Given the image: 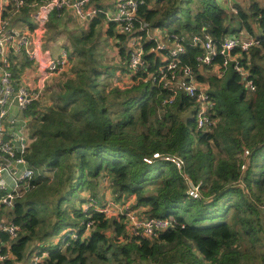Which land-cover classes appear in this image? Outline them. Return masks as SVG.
Instances as JSON below:
<instances>
[{"label":"trees","instance_id":"trees-1","mask_svg":"<svg viewBox=\"0 0 264 264\" xmlns=\"http://www.w3.org/2000/svg\"><path fill=\"white\" fill-rule=\"evenodd\" d=\"M231 1L232 8L219 0H139L135 29L147 23L152 38L134 33L145 51V66L136 71L127 63L129 35L107 22L105 0L86 3L98 10L86 26L67 7L51 11L44 48L60 39L74 63L48 78L43 99L27 110L35 119L25 156L35 177L12 205L1 206L0 220L19 231L0 232L7 255L0 264H29L35 251L47 252L41 264H264V45L240 57L256 85L250 91L233 68L218 75L221 56L200 63L205 51L193 44L195 35L218 45L243 32L264 37V0ZM37 5H25L12 25L34 28ZM110 38L117 45L111 58ZM175 38L185 47L179 67L209 84L216 121L209 131L197 128V102L160 82L171 53L157 51L158 40L169 45ZM11 60L15 77L31 65L28 57ZM121 72L131 77L124 85ZM166 157H179L183 168ZM187 177L199 186L198 197L188 194ZM107 190L140 219L176 222L156 236L134 235L126 214L98 210Z\"/></svg>","mask_w":264,"mask_h":264},{"label":"built area","instance_id":"built-area-1","mask_svg":"<svg viewBox=\"0 0 264 264\" xmlns=\"http://www.w3.org/2000/svg\"><path fill=\"white\" fill-rule=\"evenodd\" d=\"M13 8L16 12L20 11L25 5L36 6L37 3L34 0H11ZM89 0H49L45 3L37 5L35 9V17L42 27H46L51 11L55 8L67 7L74 11V14L81 20L94 17L98 10L93 7H86V3ZM139 6V0H119L115 6V11H106L107 22H114L122 34L129 35L128 47L131 49L130 58L128 60V66L136 71L140 67L145 66V51L142 41L143 36L140 34H134L138 31H146L147 37L152 38V33L147 23L141 22L138 29H135L136 14ZM6 7L1 4L0 6V191H5V195L0 199V208L3 204L12 205L16 197V188L23 185L28 188L30 180L35 175V170L30 167L27 159L26 152L31 141H29L26 133V125L23 123L20 129L14 133V139L6 140L4 135L6 133L4 127V117L7 113L6 106L9 99L13 97L18 107L26 111L35 101L43 99L45 94V85H39L37 87H29L28 85L19 84L14 76L12 70V60L9 53L13 51L15 53H25L29 60L38 64L39 70L42 71L47 77L59 74L66 70L70 65L69 55L66 49H62L60 53L54 56H48L45 52L41 51L39 43L33 36V33L26 31H18L10 29L6 20ZM134 34V35H133ZM157 35H160L157 33ZM158 37V36H157ZM193 44L200 46L204 49V54L199 56L197 60L202 64H213L216 57L221 56L222 62L217 64L218 75L223 77L233 68L246 78V83L250 91L256 90L255 82L248 68L241 62L240 57L243 52H248L252 47L263 46L264 37L258 35H251L247 32H243L241 35H230L225 38L222 45H218L214 42L208 34L204 36L195 35L193 37ZM167 49L171 53V58L165 56L168 64L166 66V72L163 69V75L160 77V82L163 86L169 88L176 93V90L183 89L191 98H193L197 104V110L195 114L197 128L204 131H209L215 125V119L212 117V107L214 106L212 98L207 93V88L204 84L196 79L191 67L183 65L179 67L181 63L180 55L185 51L184 45L178 42L175 38L169 45L164 43L160 39L158 40L156 50L161 52ZM175 94L172 96V99ZM171 99V101H172ZM32 120L34 116L30 115ZM17 119H12L10 125L13 127L17 123ZM248 154L249 151H246ZM154 157H160L159 153L154 154ZM174 162L179 169H182L184 163L179 157H166ZM148 162H152L150 159H146ZM13 163L23 165L24 169L19 170L17 167L12 169ZM245 166H243L244 168ZM20 171V172H19ZM6 174L10 175L13 191H9L10 187ZM189 190L188 194L193 197L200 195L199 186L195 185L188 177ZM94 205L93 202H89L85 210H88L90 206ZM122 207L120 213L127 215L130 232L134 235L143 234L146 236H156L158 230L171 227L176 222L173 218H146L140 219L135 215L133 211H129L128 207L125 209ZM109 204L103 208H98L99 211L109 213ZM126 210L127 212H124ZM92 221L88 222L87 227H90ZM19 231V226L13 223H6L0 220V232H7L11 237H16ZM47 252L40 254L36 252L33 254L30 264H41V261ZM7 255L1 252L0 248V261L4 260Z\"/></svg>","mask_w":264,"mask_h":264},{"label":"crops","instance_id":"crops-1","mask_svg":"<svg viewBox=\"0 0 264 264\" xmlns=\"http://www.w3.org/2000/svg\"><path fill=\"white\" fill-rule=\"evenodd\" d=\"M118 1L119 0H105V4L107 5L108 11L109 10L115 11V6H116ZM1 4H3V6L6 7V13L5 14H6V20H7L8 27H10V29H15L18 31L28 30V31L32 32L34 38L39 43V47L41 48V51L45 52L46 55H48V56L51 55V56L56 57L60 53V51L62 49H64L63 46H61L60 43H58V42L56 44L49 45L47 48H44L43 44L45 42L44 37H45L46 27H42L41 24L38 23V21L35 17V11L36 10H33L30 14L32 17L31 20L33 21L34 28H32L29 23L23 22V21H16L15 24L12 25L13 18L16 17L17 14L19 15V13L22 11V9L20 11L16 12L13 8V4H12L11 0H0V6H1ZM221 4L224 6V4L222 2H221ZM232 6H233V4H231L229 7L228 6H224V7L232 8ZM156 31L158 34H160V31H158V30H156ZM12 54H14L15 56H19V57H27L24 52L23 53H21V52L15 53L13 51H10V53H9L10 59L12 57ZM15 78L17 80V85L25 83L29 87L33 88V87H37L39 85H42V86L45 85L47 79L50 77L46 78V75L42 71L39 70L38 64L31 61V65L24 68L22 73L20 74V76L15 77ZM204 87L208 88L209 84L204 83ZM6 110H7V113H6L4 120H3L4 121V127L6 130L4 138L6 140H8V139L13 140L14 139V133H16V131L20 129V126L23 123H25L27 137H28L29 141H31L29 124L32 121V117L26 111H23L18 107V105H17V103L13 97H11L9 99L8 105L6 106ZM12 119L18 120L14 127L12 125H10V121ZM16 167L20 171L24 169L23 165H18L16 163H13L12 169H15ZM5 177L9 183V185H12L10 175L6 174ZM30 263H31V261H30Z\"/></svg>","mask_w":264,"mask_h":264},{"label":"rangeland","instance_id":"rangeland-1","mask_svg":"<svg viewBox=\"0 0 264 264\" xmlns=\"http://www.w3.org/2000/svg\"><path fill=\"white\" fill-rule=\"evenodd\" d=\"M240 1H242L244 4H245V2L247 3L248 2V0H240ZM220 2H222L223 4H224V6H230L231 4H233V2L232 1H230V0H220ZM69 10L73 13V14H71L72 16H74V18L76 19V21H78L79 22V24L81 25V26H86L87 25V23L84 25L83 24V21L81 22V20H79L78 18H76V16H75V14H74V11L72 10V9H70L69 8ZM85 23V22H84ZM106 38V36H105V34H104V36H102V39H105ZM58 43H60V45L61 46H63L62 45V40H58ZM108 46H110V48L108 49V52H109V57L111 58L113 55H114V52L116 51L117 52V50H116V39L115 38H110V39H108ZM74 62H72L71 61V63H70V65L66 68V70L68 71L70 68H71V66H72V64H73ZM117 73H119V72H117ZM122 73V72H121ZM125 74H127V73H122V76H121V80H120V85H124L125 83H127V82H129V80H130V78L131 77H129V76H126ZM11 187L10 188H8V190L11 192V191H13V188H14V186L13 185H10ZM22 188H24V186L23 185H20L19 187H17L16 188V192H21V190H22ZM84 195H88V193H84ZM106 200H107V204H109V209H107V210H109V213H110V216H114V215H119L120 214V212H121V210H122V207L118 204V203H116L114 200H113V195L110 193V191L109 190H107L106 191ZM128 202V201H127ZM106 204V205H107ZM88 206V204H84L83 205V208H86ZM129 206H130V203H126V205H124L123 206V208L125 209V207H128L129 208ZM1 209V208H0ZM129 211H133V210H131L130 208H129ZM134 213L136 212V211H133ZM136 215V214H135ZM137 216V215H136ZM128 220V219H127ZM129 223H128V229H129V231H130V228H129ZM36 252V251H35ZM34 252V253H35ZM33 253V254H34ZM33 256V255H32ZM30 264V263H29Z\"/></svg>","mask_w":264,"mask_h":264},{"label":"bare ground","instance_id":"bare-ground-1","mask_svg":"<svg viewBox=\"0 0 264 264\" xmlns=\"http://www.w3.org/2000/svg\"><path fill=\"white\" fill-rule=\"evenodd\" d=\"M46 170V169H45ZM35 177V176H34Z\"/></svg>","mask_w":264,"mask_h":264}]
</instances>
